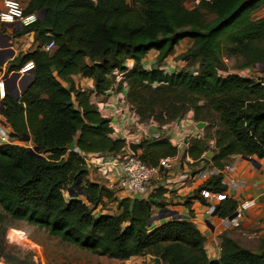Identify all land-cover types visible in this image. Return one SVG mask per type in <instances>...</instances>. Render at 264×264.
<instances>
[{
  "label": "trees",
  "instance_id": "obj_1",
  "mask_svg": "<svg viewBox=\"0 0 264 264\" xmlns=\"http://www.w3.org/2000/svg\"><path fill=\"white\" fill-rule=\"evenodd\" d=\"M184 2L29 0L24 14L40 17L15 35L33 34L38 47L15 58L12 62L19 63L10 71L17 72L30 61L34 71L18 95L9 92L6 84L0 115L12 131L11 138L29 136L38 156L23 146H0V223L8 217L79 250L118 261L149 255L160 264H264V239L253 253L224 238L219 259L209 261L205 238L191 223L149 224L150 201L125 198L118 202L117 214L95 216L94 209L103 199L109 201L111 194L84 180L83 160L68 151L71 146L84 154L124 151L125 141L112 137L109 121L89 101L92 94L112 89L115 77L111 73L117 70L125 72L121 83L128 85L127 98L133 106H166L173 118L192 111L196 122L215 114L219 129L211 163L217 170L234 156L264 160V90L252 79L224 74L222 62L223 57L235 58L240 70L264 65V17L254 19L264 0H213L191 10ZM207 14L214 16L211 23L205 21ZM184 39L192 45L181 60L197 62V74L167 75L156 68H142L150 51L157 52L155 64L163 63ZM50 43L53 51L43 52L42 47ZM127 61H133L130 70ZM78 75L92 80V91L76 87L73 77ZM13 86L18 91L19 86ZM145 90L155 95L150 104L141 98ZM172 95H177L176 101ZM139 149L141 161L152 166L176 154L165 140ZM208 150L205 139L191 140L186 154L195 165ZM78 180L85 184L83 201L68 197ZM201 189L226 191L219 174ZM235 208V201L226 199L218 204L215 215L225 218ZM5 238L0 239L3 262L31 264L13 255L16 241Z\"/></svg>",
  "mask_w": 264,
  "mask_h": 264
},
{
  "label": "built area",
  "instance_id": "obj_2",
  "mask_svg": "<svg viewBox=\"0 0 264 264\" xmlns=\"http://www.w3.org/2000/svg\"><path fill=\"white\" fill-rule=\"evenodd\" d=\"M212 1L213 0H185L184 7L191 10L202 3L211 4ZM2 5L3 8L0 11V51L3 49L1 42V40L4 39L2 34L3 27L17 25L22 30L23 28L35 24L40 17L38 14L25 15L24 8L18 0H3ZM53 49V43L42 47V51L46 53H51ZM33 71L34 64L30 61L19 67L18 71L14 74L2 76L0 78V101L4 98L7 81L12 80L13 75H16V79L20 81L29 77ZM111 75L122 82L125 72L114 70ZM238 76L252 79L248 73L243 76ZM255 82L264 90V71L262 72V76L256 79ZM120 89L119 93H110L114 95L115 104L117 105L119 103L118 107L115 105L111 107V104L103 100H100L98 104L95 103L97 112L102 118L109 121L112 130L115 132L113 127L115 121L122 127L135 126L136 134L133 136V143H143L142 139L145 140L144 144L165 140L176 148V154L172 157L161 158L157 165L152 166L141 161L140 154L131 149L132 146L135 145L133 143L129 144L128 140H125L126 147L124 151L117 155L84 154L75 149L74 151L84 161L89 182L97 184L99 188L109 192L113 196V206L117 207L118 202L122 200L120 195L123 196V199L128 198L131 200L137 199L145 201H150L160 191L163 192L162 195L164 196L170 195L177 191V189L170 188L172 185L171 182L176 184L174 181L180 180L181 183L183 178L199 181L201 187L203 183L219 174L221 185L226 187L224 193H213L204 189L199 191V196L204 201L216 204L217 206L226 199H232L228 195L229 190L241 191L246 187L244 183L237 181L233 177L235 169L231 163L226 164L220 171L213 166L211 161L204 162L201 160L200 162L203 164L201 168H197L193 165V161H190L186 154L189 143L191 140L204 139L203 130L197 129V124L193 125L194 132L182 139H178V134L182 130L188 117L185 119H177L166 125L160 126L154 124L152 130L155 132L149 133L146 126L136 124L135 109L130 103L128 104L125 102L128 93V85L123 83ZM108 93L109 91L102 95L94 94L93 97L96 99L97 97H103V95L107 96ZM113 108H117L118 111L116 114L114 113L116 110ZM4 145H19V143L18 140H14L10 135L5 133L0 126V146ZM234 201L236 203L234 212L225 218L217 219L218 224L224 228L237 229L246 224V218L248 217L252 205H254L253 201L242 199L240 196L236 197Z\"/></svg>",
  "mask_w": 264,
  "mask_h": 264
},
{
  "label": "crops",
  "instance_id": "obj_3",
  "mask_svg": "<svg viewBox=\"0 0 264 264\" xmlns=\"http://www.w3.org/2000/svg\"><path fill=\"white\" fill-rule=\"evenodd\" d=\"M24 9H26L29 0H18ZM131 1V2H130ZM138 1V0H125L127 4H131ZM3 0H0V11L3 8ZM264 9V6L261 10ZM5 30L4 41L5 45L3 49L0 51V78L2 76H6L7 74H14V71H10L11 67H16L19 62L13 63L12 61L20 56L23 58L25 55L33 52L37 49L38 43L34 41L33 34L22 35L18 37L10 36V32L12 30L18 29V31H22L17 25L13 26H5L3 27ZM179 47H175L173 52L168 56V59L172 58V56L177 55L178 48H181L182 44H189V48L192 45L190 39H184L180 41ZM177 50V51H176ZM151 54H154L151 56ZM157 56V52L152 50L148 53L145 62L142 64V68L146 71L151 69H158V65H164L166 60L163 63L155 64V58ZM4 57V59H2ZM133 66V61H127L126 67L130 70ZM147 67L149 69H147ZM163 68H159L162 70ZM6 74V75H5ZM16 78V75H13V79ZM76 80L79 82L77 83ZM73 81L78 88L83 91H92L93 90V82L91 79L83 78L82 76L78 75L73 77ZM83 82L86 83V86L83 87ZM8 91L12 93L9 85ZM94 94L90 97V104L92 105V99ZM192 114L189 113V116L186 123L183 125L182 130L178 134V139H182L191 133L194 132V122L191 119ZM0 126L4 130L5 133L11 136V129L6 124L4 118L0 115ZM16 140L15 138H13ZM23 142L31 143V139L29 136L24 135L22 137ZM27 140V141H26ZM22 145V144H19ZM73 152H75L73 147H70ZM76 153V152H75ZM137 153H140V150H137ZM213 152H207L202 156V160L204 162L211 161L213 158ZM255 161V165L250 163L249 161L244 160L240 156H234L230 159L229 163L233 164L235 173L233 177L241 182L244 183L246 187L239 190H229L228 195L233 200L236 197L240 196L242 199H249L254 202L252 205L248 217L246 218L247 223L237 229H228L220 226L218 224V217L215 215V211L217 208L216 204L208 203L204 201L199 196V188L201 183L199 181L190 180L189 178H183V181L180 183V180H176V184L173 182L170 186L171 189H177L176 192L164 196L162 195L163 192L160 191L153 197L150 202L153 203L151 217L149 219V224L153 227L159 226L169 221H185L189 222L194 225L199 232L205 238V252L209 261H217L220 255L221 245L223 243L224 238H229L236 242L243 248L250 250L253 253H257L258 249L251 250L249 244L252 240H256L260 243V240L264 239V160H258L256 158H252ZM190 161H192L190 159ZM202 162L196 163L194 166L197 168L202 167ZM162 207V208H161ZM115 210V211H114ZM161 211H167L169 213L168 218L163 220L159 219V213ZM116 212V213H115ZM115 215L117 214L116 208L113 207V212H102V215ZM2 264V263H0ZM146 264H155L149 263L146 260ZM160 264V263H156Z\"/></svg>",
  "mask_w": 264,
  "mask_h": 264
},
{
  "label": "rangeland",
  "instance_id": "obj_4",
  "mask_svg": "<svg viewBox=\"0 0 264 264\" xmlns=\"http://www.w3.org/2000/svg\"><path fill=\"white\" fill-rule=\"evenodd\" d=\"M131 2V1H130ZM134 2V1H133ZM264 17V9L259 10L257 13L254 14V19H260ZM214 20V16L212 14H207L205 17V21L207 23H211ZM19 32L18 29H14L10 32V36L17 37L15 34ZM5 33V30L2 29V34ZM2 46L5 45L4 39L1 40ZM180 43V42H179ZM176 47H179V44ZM189 44H182L181 48H178L179 53L177 55L172 56V58L166 60L164 65H158L159 68H163L162 71L167 74H178L180 72H190L193 74H197L199 71V65L195 61L187 60L185 62H182L181 55H183L188 49ZM177 51V50H176ZM154 54H151V56ZM4 59V57H2ZM222 62L226 70L224 71V74H235V75H246L247 73L250 74V77L254 79H259L260 76H262V72L264 71V65H257L253 67L252 69L248 70H240L239 65L240 61L235 58H227L223 57ZM152 68V66H151ZM150 68V69H151ZM147 69H149L147 67ZM6 75V74H5ZM29 79L25 78L20 81H18L16 78H12V80L7 81V84L9 85L10 89L12 90V94L18 95L26 86ZM76 82L78 83L79 80ZM75 82V83H76ZM120 81L115 78V83L113 84V87L111 90H109V93L107 96L103 95V97H97L96 99H92V104L95 109H97V106L100 100L107 101L109 104H111V107L114 105L118 107L119 103L116 105L114 100V95H111L110 93L116 94L120 92V88L123 83H119ZM13 83H16L18 87V91L16 89L14 90ZM126 84V83H125ZM83 87H87L86 83L83 82ZM79 89L80 86H78ZM88 88V87H87ZM130 91V90H129ZM89 92V91H88ZM141 98L143 97L146 101L145 103L151 102V97L155 96L153 94H149L147 90L143 91L141 94ZM169 95L162 96V98H168ZM140 98V99H141ZM161 97H159L160 99ZM172 100H177V95L170 96ZM129 98H126V101L128 104L130 101ZM119 102V101H118ZM132 105V104H130ZM202 105V102H200L199 106ZM133 106V105H132ZM178 108V104H175ZM134 109L136 113V124L146 126L149 133L155 132L152 130L154 127V124L156 125H166L171 122L177 120V119H185L187 116H189V113L192 115L190 116L191 119L194 121V115L192 111L186 112L185 114H180L176 116L175 118L171 117V115L166 112V106L163 108L162 106H151V108H146L145 104L142 107L137 106L134 104ZM150 107V106H149ZM109 109V108H108ZM116 110L114 113L118 111L117 108H113ZM172 120V121H171ZM196 122V121H194ZM196 123H203L204 128L203 130V138L205 139V143L208 147V152H213L214 147V135L215 132L219 129V122L217 120V117L215 114L211 115L210 119L206 120L205 122H196ZM113 127L115 129V132L113 130L112 137L115 139H121V140H128L129 144L133 143V136L136 134L135 132V126H126L122 127L117 121L113 123ZM115 133V134H114ZM143 143L137 144L133 143L135 146L144 147V139ZM27 141V140H26ZM141 141V140H139ZM19 146H23L27 149L31 148L36 154H38V150L35 149L33 146H31V143L23 142V140H18ZM140 150V149H139ZM68 151H72L70 148ZM142 150H140V153ZM84 162V161H83ZM84 169L85 166L83 165ZM86 171V169H85ZM86 173H88L86 171ZM88 176V174H87ZM84 179L89 181V177ZM85 186L84 182L79 184V188L83 189ZM71 189L74 191V193H77L76 190H74V187H71ZM63 194L66 196V192L64 191ZM69 198L73 200H80L83 201V196L78 197H70ZM121 199H123L122 195H120ZM113 196L111 195V199L103 201L94 209V215L97 216L98 214L102 212H113L116 208L112 205ZM115 211V210H114ZM116 213V212H115ZM6 235L11 236L16 241V246L13 250V255L16 257L25 260L27 262H30L31 264H146V260H148L149 263H155L154 259L149 255H141L137 257H133L131 259H128L126 261H118L111 259L107 256H97L93 255L88 251H82L78 248L60 242L58 239H55L48 235L47 232H45L42 229L34 228L27 226L26 224L22 222L13 221L12 219L6 217L2 223H0V239L3 241H6ZM249 247L251 250L258 249L259 248V242L256 240H252V242L249 244ZM0 263L5 264L3 260L0 258Z\"/></svg>",
  "mask_w": 264,
  "mask_h": 264
},
{
  "label": "water",
  "instance_id": "obj_5",
  "mask_svg": "<svg viewBox=\"0 0 264 264\" xmlns=\"http://www.w3.org/2000/svg\"><path fill=\"white\" fill-rule=\"evenodd\" d=\"M41 17H43V15H41ZM2 108V105L0 104V110ZM197 129H203L204 128V124L203 123H197L196 125ZM133 151H137L139 149V146H132L131 148ZM29 150V154L30 155H35L38 156L32 149H28ZM244 160L249 161L250 163L255 165V161L252 158L249 157H243ZM79 184H80V180H78L75 184L74 190H76L77 193H74V191L71 189L69 190V196L70 197H78V196H83L84 192L79 188ZM169 213L167 211H161L159 213V219L163 220L165 218H168Z\"/></svg>",
  "mask_w": 264,
  "mask_h": 264
}]
</instances>
